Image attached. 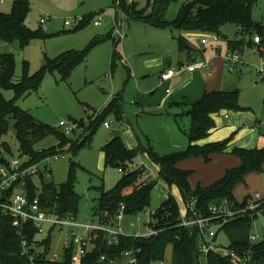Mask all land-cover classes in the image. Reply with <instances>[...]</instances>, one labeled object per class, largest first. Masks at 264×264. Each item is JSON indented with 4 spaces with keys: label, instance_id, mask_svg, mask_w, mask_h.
<instances>
[{
    "label": "trees",
    "instance_id": "obj_1",
    "mask_svg": "<svg viewBox=\"0 0 264 264\" xmlns=\"http://www.w3.org/2000/svg\"><path fill=\"white\" fill-rule=\"evenodd\" d=\"M171 1L148 0L147 7H140L136 1L114 0V6L119 15L120 12L124 13L128 20H138L155 28L178 31L176 39L179 49L189 54L195 48L187 37L188 33L199 34L202 36L201 39L213 34L221 36L222 28L227 24H235L240 36L239 39L227 40L228 46L234 51L244 49L243 36L259 35L264 42V23L257 22L253 18L257 0H188L181 5L176 18L169 20L165 14ZM30 10L27 0H15L10 13L0 12V41L18 42L20 49L24 50L33 40L49 36L42 26L34 31L26 25ZM91 18L86 16L83 25L80 23L74 30L82 28ZM103 40H96L93 44ZM90 46L83 50L66 51L54 59L46 58L45 63L34 73L29 72L28 61L25 60L24 74L17 82L14 80L16 68L14 53H0V87L12 88L15 93V97L11 100L0 95V139L9 133L11 127H14L20 155L27 157L29 164L63 154L68 144H70L69 150L77 155L85 145L91 142L105 113L116 111L119 114L118 120L122 119V97L116 96L107 107L90 120L85 130L86 136L84 137L82 133L83 139L71 144L68 140L70 136L65 135L62 130L38 120L29 110L17 104L19 97L28 96L41 87L47 70L58 71L63 79L68 78L79 64L87 61ZM239 97L238 89L212 90L190 105L188 146L182 151L166 155H160L153 149L150 151L153 160L160 168L158 179H154L143 164L133 167L131 171H125L129 165L137 162L138 151L128 148L121 135H115L104 147L105 160L107 165L115 164L120 167L123 174L114 187L98 189L97 205L93 207V214L97 221L114 225L115 215L119 212L121 205H124L127 216H141L150 206L152 191L159 181H163L169 189L177 186L185 202L191 201L193 197L196 198L195 208L205 215H211L212 205L224 201L245 207L244 203L237 200L234 190L238 184L245 181L247 174L264 171V146L252 149L235 147L231 153L239 156L241 163L228 168L223 177L209 185L199 184L193 188L189 181L192 171L177 166L180 161L192 157H203L206 162H209L213 154L226 152L231 138L206 145H199L196 142L207 137L216 126L214 114L222 110H243L239 104ZM10 120L14 121L13 125ZM51 135L57 138L58 145L38 149L37 144ZM1 144L7 146L6 141ZM7 161L8 158L0 150V164H5ZM74 164H71L68 181L59 186L53 181H45L44 175H40L41 199L48 210L55 211L60 216L78 215L80 196L75 191ZM51 171L50 169V173ZM17 185L24 186L30 198L35 197L40 190L32 178H27L25 184ZM180 216L179 202L172 194H169L149 215L151 219L156 220L150 225L160 230L158 234L149 237L121 235L117 244H109L105 233H101L93 249L81 259L79 264H124L123 255L127 250H135L137 256L135 264H155L165 260L169 247L173 249L171 264H206V262L207 264H232L229 257L219 252H210L205 262V257L200 251L199 229L192 230L182 226ZM13 219L10 214L0 208V264L74 263L73 254L76 247L74 242L63 252L60 261L52 262L48 258V250L53 241L52 230L45 236H40L34 226L28 223L24 227L30 244L37 243L43 249L36 250L31 246L30 254H23L21 238L12 224ZM253 223L254 219L250 214L243 213L220 226L214 240L218 242L220 234L224 233L229 240L227 244L229 249L251 256L247 264H264V240L258 243L250 240ZM102 255L106 257L105 261L101 260Z\"/></svg>",
    "mask_w": 264,
    "mask_h": 264
},
{
    "label": "rangeland",
    "instance_id": "obj_2",
    "mask_svg": "<svg viewBox=\"0 0 264 264\" xmlns=\"http://www.w3.org/2000/svg\"><path fill=\"white\" fill-rule=\"evenodd\" d=\"M27 1L31 10L26 25L34 31L42 26L49 36L33 40L24 50L20 49L18 42L0 41L1 54L15 55V82L24 74L25 60L28 61L29 72L34 73L45 63L46 58L54 59L66 51L83 50L91 46L88 51V61L79 64L68 78L63 79L58 71L47 70L41 87L28 96L19 97L17 104L29 110L38 120L57 127L58 130H62L59 126L61 120L75 121L78 125L77 129L68 137L70 143L74 144L83 139L82 133L84 137L86 136L85 130L90 120L107 107L114 97L122 96L121 110L124 116L121 120H118L119 114L116 111L105 113L91 142L77 155L69 150L70 144H68L63 154H59L57 158L50 157L40 163L41 169L48 167L52 170L50 175H44L45 181H53L58 186L68 181L71 164L75 163L73 170L75 191L80 196L77 218L80 222H92V208L97 205L98 189L114 187L123 174L120 167L115 164L107 165L105 160L104 147L115 135H121L128 148L138 151L137 162L129 165L125 169L127 172L133 167L144 164L151 174L159 176V165L153 160L150 151L153 149L160 155H166L186 148L185 139L182 138L176 124L165 113L136 115L132 107L135 92L141 91L150 97L151 92L157 91L160 86L157 71L156 74L144 75L145 60L152 59L162 50L170 48L178 55V45L171 38L172 35L177 36L179 32L155 28L138 20H128L124 13L120 12L119 15L114 0ZM129 1L138 2L140 7L148 5V0ZM186 1L188 0H172L165 17L169 20L176 18L181 5ZM14 2L15 0H4V2L0 0V12L10 13ZM46 16L50 19L42 25L41 19ZM86 16L92 18L87 20L82 28L74 30L80 23L83 25ZM80 17L82 20L77 24L74 20ZM99 18H103L102 22L100 25H95V21ZM253 18L257 22L264 23V0H257ZM66 21H71V24L67 26ZM117 25L120 27L118 30ZM119 30L122 31L123 38L120 37ZM222 32L223 37L218 42H214L215 37H209L210 43L204 45L208 53L216 52L217 48V51L219 49L223 54L227 40L240 37L235 24L225 25ZM100 39L104 40L93 44ZM261 41L263 42L262 38ZM241 54L238 53L245 65L238 64L235 71H227L229 85L226 88L240 91L239 104L243 108L240 111H243V123L247 125L239 132L229 131V135L224 136L221 141L237 138L240 142H252V135L256 133L249 126L254 122L255 117L261 118L263 115L264 83L259 80L256 72L259 69L257 66L261 53L257 46L246 45ZM0 95L7 100L15 97L12 88L0 87ZM225 114H229L232 118L237 111H220L215 117L217 130L212 135H221V131L227 129L230 120L224 118ZM187 121L189 124V118L184 117L182 125ZM10 122L13 125L14 121L10 120ZM105 122L110 123V127H107ZM212 135L199 140V144L213 143L210 141ZM3 141L7 142V146H2ZM53 145H58V140L51 135L39 142L37 148L42 150ZM262 146L264 144L260 143L259 147ZM0 150L8 159L20 156L14 127H11L9 133L0 139ZM140 161L142 164L139 163ZM249 174L246 181L250 190L260 192L264 196V172ZM40 182L39 177H36V183ZM165 187L167 188L162 181L158 183L152 191L150 206L141 215L143 220L138 221L137 217L128 218L124 225L125 229L128 227L132 233L145 231L144 221L151 211H155L160 206L168 193ZM245 188V183H240L234 193L241 196ZM176 195L180 197V192ZM131 221L136 222L137 226L130 227ZM263 230L264 218H259L253 223L251 232ZM52 236L51 252L62 256L65 239L58 228L53 231ZM228 242V237L221 233L219 243L227 246ZM172 258L173 249L169 247L165 260L155 264H171Z\"/></svg>",
    "mask_w": 264,
    "mask_h": 264
},
{
    "label": "built area",
    "instance_id": "obj_3",
    "mask_svg": "<svg viewBox=\"0 0 264 264\" xmlns=\"http://www.w3.org/2000/svg\"><path fill=\"white\" fill-rule=\"evenodd\" d=\"M4 2V0H1ZM50 18L48 16L41 19V24L45 25ZM82 19H76V23ZM103 18H99L95 21V25H100ZM68 26L71 21H66ZM120 27L117 25V30ZM120 37L123 38V33L119 30ZM215 40L217 35L214 36ZM209 37L205 36L200 41L202 44L208 43ZM256 43H261L259 35L254 36ZM242 61L241 57L237 53H231L225 56V63L230 71L235 70L236 65ZM211 66L209 59H199L191 63H183L176 69H168L162 73L161 79L168 80L178 73H187L193 71H203ZM228 117V115H226ZM106 126H110V123L105 122ZM60 128L67 136H71L77 129V123L75 121L61 120L59 123ZM59 156L55 155L57 158ZM41 162L29 164V159L20 155L19 157H12L8 159L7 163L0 164V208L10 214L14 219L12 221L13 226L17 230V234L21 238V245L23 248V254H30L29 250L33 246L36 250L43 249L37 243L31 245L29 237L25 231V225L32 224L37 230L38 235L45 236L50 230L52 232L55 229H59L60 234L64 240V251L68 249L74 242L76 247L73 254V264H79L81 259L87 255L89 251L95 246V241L98 240L101 233H105L109 244H117L121 235H134L149 237L159 233L156 227L150 225L151 222L156 220L151 219L149 216L144 221L145 231L130 232V229L126 225L128 218H136L138 221H142L141 216L130 217L126 215L124 205H121L119 212L115 215V224H105L97 222H80L77 216L69 214L66 216H60L55 211L47 209L46 204L41 199L42 193L41 184L36 185L39 187V192L35 197L30 198L27 189L19 183L25 184L27 178H32L36 182V177L40 175H50V168H40ZM120 171H122L120 169ZM163 182V181H162ZM164 183V182H163ZM11 189H14L11 191ZM169 196V195H168ZM167 196V197H168ZM166 197V198H167ZM196 198H192L189 202H183L180 206V224L184 227H189L192 230L194 228L199 229L201 234L200 251L207 261V256L210 252H219L224 256L229 257L232 264H247L251 260L250 255L241 254L238 251L229 249L227 246L222 245L214 240L218 228L224 223L237 218L243 213H249L254 219V222L259 218H264V196L260 193H254L247 195L241 203L245 204V207H239L236 203L229 201L221 202L217 205L210 207L211 215H205L199 212L195 208ZM149 215V214H148ZM130 227H136L137 224L134 221L129 223ZM251 242L258 243L264 240V231L250 234ZM51 248L48 250V258L50 261H60L62 256L58 253L51 252ZM33 254V253H32ZM31 257V255H29ZM34 256V255H33ZM124 262L126 264H135L137 262V256L135 250H127L124 253ZM33 259V257H32ZM102 261L106 260V257L102 255ZM207 264V262H206Z\"/></svg>",
    "mask_w": 264,
    "mask_h": 264
},
{
    "label": "crops",
    "instance_id": "obj_4",
    "mask_svg": "<svg viewBox=\"0 0 264 264\" xmlns=\"http://www.w3.org/2000/svg\"><path fill=\"white\" fill-rule=\"evenodd\" d=\"M162 30H166V29H162ZM172 34L173 33H171V35ZM215 35L213 34L207 37H214ZM177 36L172 35L171 39L176 41L178 45L176 39ZM253 36L254 34L243 36V39L245 46L246 45L257 46L261 53V58L259 59V66H257L259 67V69H257L256 72L259 80L261 82L263 81L264 83V43L262 41H261L262 45H260L261 43H256L254 41ZM187 37L189 38L190 43L195 48L194 50H192L190 54L186 52H181L178 45V55L174 53V50H171L170 48V49L162 50L158 55H156L152 59L145 60L144 71L146 72V74L144 75H151L156 71L159 73L158 79L160 80V86L157 88V91L159 93L154 90L151 92L150 97H147V95L144 94V92L137 91L135 92L132 101V103L134 104V106L132 107H134L136 111V115L147 114V113H155V114H161L162 112L165 113V115L176 124L179 133L183 136L181 137L185 139L187 143L185 144L186 147L189 144L187 132L190 126V122L188 124L187 121V123L184 124L185 127H183L184 125H182V123L184 122V117H187L190 120V116L188 115V109L190 105L200 100L206 92L212 90H228V88H226L229 85L227 79V71L229 72L230 70L227 68V65L225 63V56L231 53L241 54L245 49L244 46L243 50L234 51L232 48L228 46L227 43L226 50L223 54H221V50L218 49L217 51V48H216V52L212 51L208 53L209 51L207 48H204V45L209 44L210 41L206 44H202L200 41L202 36L196 33H188ZM222 37L223 34L221 36L217 35V39L214 40V42H218ZM239 38L240 37H236V39ZM189 59H191L192 61H188ZM199 59H209L211 62V66L203 71L197 70L187 73H178L172 78L168 80H163L162 82L161 75L162 73L166 72L168 69L171 68L176 69L182 63H191ZM238 64L245 65L243 61H240ZM237 65L235 67V70L237 68ZM226 111L228 110H225V112ZM219 114L220 112L213 115L214 120L215 117H217V115ZM243 114H244L243 111H237V114L234 115L232 118L229 114H225L224 118L226 120H230L227 129L222 130L221 135L219 134L215 136L212 135L217 130V126H215L209 133V135H212L210 141H213V143L219 142L224 138V136L229 135V131L236 130V132H239L243 129V126L246 127L247 124L243 123V119H242ZM226 115H228V117H226ZM215 124H216V120H215ZM249 127L256 133L255 135H252L251 138L252 142L250 141L240 142V140L236 138L230 141L226 152L213 154L211 156L212 157L211 161L209 162H206L203 157H192V158L184 159L177 164V166L181 169L192 171L189 177V181L193 188H195L199 184L202 185L212 184L216 180H219L221 177H223L225 171L228 168L238 166L241 163L240 157L231 153L235 147L252 149L255 147H259L260 143L264 144V131H261L262 129H264V110L261 118L255 117L254 122L251 123ZM196 143L199 144V141H197ZM139 163L142 164L141 161ZM146 171L149 174H151L150 171L147 170V168ZM151 175L154 177V179H158V176H155L153 174ZM249 176L250 174H247L245 178L244 183L246 185V188L244 189V192L241 194V196L235 194L239 202L243 201L247 195L260 193V192H253L250 190V187L248 186L246 181V179H248ZM166 189H168V193H166L165 198L169 194H172L179 202V205L181 206L184 200L181 197V192L178 189V187L172 186L170 189L169 188ZM177 192H180V197L176 195ZM93 211L94 208H92V212ZM92 216L93 218L91 220L93 222H97V218L94 217L93 213Z\"/></svg>",
    "mask_w": 264,
    "mask_h": 264
}]
</instances>
